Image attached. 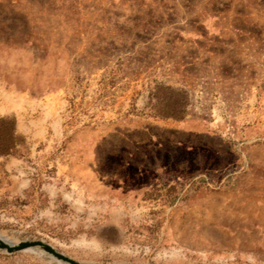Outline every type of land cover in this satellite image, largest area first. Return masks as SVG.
<instances>
[{
	"label": "rangeland",
	"instance_id": "rangeland-1",
	"mask_svg": "<svg viewBox=\"0 0 264 264\" xmlns=\"http://www.w3.org/2000/svg\"><path fill=\"white\" fill-rule=\"evenodd\" d=\"M155 84L186 91L183 118L154 116ZM3 118L12 241L90 264H264V0H0Z\"/></svg>",
	"mask_w": 264,
	"mask_h": 264
},
{
	"label": "trees",
	"instance_id": "trees-1",
	"mask_svg": "<svg viewBox=\"0 0 264 264\" xmlns=\"http://www.w3.org/2000/svg\"><path fill=\"white\" fill-rule=\"evenodd\" d=\"M188 104V95L184 90H176L160 84H155L150 88L149 109L152 110L154 116L181 119L187 113ZM5 121V118L0 120V122ZM9 151V148L0 149V154Z\"/></svg>",
	"mask_w": 264,
	"mask_h": 264
},
{
	"label": "water",
	"instance_id": "water-1",
	"mask_svg": "<svg viewBox=\"0 0 264 264\" xmlns=\"http://www.w3.org/2000/svg\"><path fill=\"white\" fill-rule=\"evenodd\" d=\"M28 248L41 249L42 251L51 254L56 259L66 264H90L82 263L73 259L72 257L64 254L63 252L55 249L51 244L40 238L22 239L12 245L0 239V249L5 250L9 253L26 250Z\"/></svg>",
	"mask_w": 264,
	"mask_h": 264
},
{
	"label": "bare ground",
	"instance_id": "bare-ground-1",
	"mask_svg": "<svg viewBox=\"0 0 264 264\" xmlns=\"http://www.w3.org/2000/svg\"><path fill=\"white\" fill-rule=\"evenodd\" d=\"M3 237H5V238H3ZM0 239H2L3 241H5V242H7V243H9V244H15V243H17V242H15V241H12V239L10 238V237H8V236H4V234H0ZM28 249H34V248H28ZM38 250H41V249H38ZM48 254V253H47ZM49 256L50 257H52V258H54L55 260H57L58 262H60V263H62V264H66V263H63V262H61L60 260H58V259H56L54 256H52L51 254H49Z\"/></svg>",
	"mask_w": 264,
	"mask_h": 264
}]
</instances>
